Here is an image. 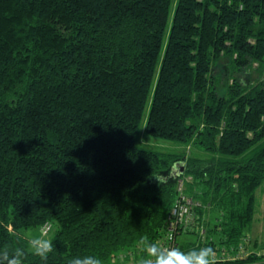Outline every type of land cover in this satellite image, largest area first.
<instances>
[{
  "label": "trees",
  "instance_id": "1",
  "mask_svg": "<svg viewBox=\"0 0 264 264\" xmlns=\"http://www.w3.org/2000/svg\"><path fill=\"white\" fill-rule=\"evenodd\" d=\"M173 2L0 0V250L140 264L148 241L264 264V0H178L169 26ZM143 125L210 157L143 147ZM182 196L198 205L171 228ZM47 223L42 260L22 230Z\"/></svg>",
  "mask_w": 264,
  "mask_h": 264
},
{
  "label": "clouds",
  "instance_id": "2",
  "mask_svg": "<svg viewBox=\"0 0 264 264\" xmlns=\"http://www.w3.org/2000/svg\"><path fill=\"white\" fill-rule=\"evenodd\" d=\"M144 251L148 257L140 264H213L215 250L212 247H201L187 252L180 249L162 250L158 243L142 241ZM33 255L47 260L48 255L53 252V240L51 237L34 236L28 241ZM25 253L23 249H17L14 254L9 255L8 251L0 250V264H23ZM68 264H103L101 257L97 255H84L72 257Z\"/></svg>",
  "mask_w": 264,
  "mask_h": 264
},
{
  "label": "rangeland",
  "instance_id": "3",
  "mask_svg": "<svg viewBox=\"0 0 264 264\" xmlns=\"http://www.w3.org/2000/svg\"><path fill=\"white\" fill-rule=\"evenodd\" d=\"M177 2L178 0H174L173 6L171 9V20L169 23V26L172 23V19L174 16V11L177 8ZM169 30L171 31V28L169 27ZM253 76L254 78H258L259 75L254 71ZM150 110V103L147 107L146 113L148 114ZM139 144L143 147H149L153 148L159 152L163 153H169V154H174V155H179L180 157L186 156L185 160L188 158H207L210 157L209 155H206L204 153V150L198 146V144L195 141H191L188 144L184 143H178V142H172V141H167L163 140L160 138H155L152 136H149L145 132V125L141 127V131L139 133ZM185 165V164H184ZM179 168V167H177ZM179 183H183L182 181H179ZM257 197H258V206H257V213L255 215V220L253 222V225L250 230V240H251V251L252 250H257L260 251V244L264 243V188H261L257 192ZM208 218V217H207ZM214 216H209L208 219H214ZM42 228V227H41ZM23 235L27 237L28 239H32L34 236H41L40 229H27V230H22ZM55 233V230L53 229L51 233L45 237H53ZM196 236L194 235H184L183 240L184 242L188 241H194L196 240Z\"/></svg>",
  "mask_w": 264,
  "mask_h": 264
},
{
  "label": "built area",
  "instance_id": "4",
  "mask_svg": "<svg viewBox=\"0 0 264 264\" xmlns=\"http://www.w3.org/2000/svg\"><path fill=\"white\" fill-rule=\"evenodd\" d=\"M198 204L193 202L192 200H189L187 198H185L184 196H182L176 203V205L174 206V208L171 211V223H170V227L172 228L173 226H175L174 223H178V222H186L187 219H189V216L192 212V210L194 209L195 206H197ZM52 229V225L50 223L45 224L42 227V232L46 235L48 234ZM174 240V232L171 230L170 231V235L168 237V242H172ZM165 251L170 250L169 248H165L163 249ZM124 264H134L131 262H126Z\"/></svg>",
  "mask_w": 264,
  "mask_h": 264
},
{
  "label": "water",
  "instance_id": "5",
  "mask_svg": "<svg viewBox=\"0 0 264 264\" xmlns=\"http://www.w3.org/2000/svg\"><path fill=\"white\" fill-rule=\"evenodd\" d=\"M182 170H183V168H182Z\"/></svg>",
  "mask_w": 264,
  "mask_h": 264
}]
</instances>
